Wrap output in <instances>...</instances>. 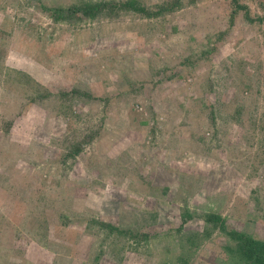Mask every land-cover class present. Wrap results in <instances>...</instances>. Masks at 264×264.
Returning <instances> with one entry per match:
<instances>
[{"label":"rangeland","instance_id":"1","mask_svg":"<svg viewBox=\"0 0 264 264\" xmlns=\"http://www.w3.org/2000/svg\"><path fill=\"white\" fill-rule=\"evenodd\" d=\"M125 1L0 0V264H251L264 0Z\"/></svg>","mask_w":264,"mask_h":264},{"label":"trees","instance_id":"2","mask_svg":"<svg viewBox=\"0 0 264 264\" xmlns=\"http://www.w3.org/2000/svg\"><path fill=\"white\" fill-rule=\"evenodd\" d=\"M233 1L237 3L236 0ZM122 6L125 8H133L140 12H145L144 9L140 7L139 3L135 0H127L122 4ZM105 7V4H93L92 7L88 8V10H85V12L88 16L90 14L93 15L94 13L101 11ZM57 11H59V9ZM231 235L239 241L242 248L240 250L241 255L245 259H247L251 264H264V242L255 240L242 234H237L235 232H231Z\"/></svg>","mask_w":264,"mask_h":264}]
</instances>
